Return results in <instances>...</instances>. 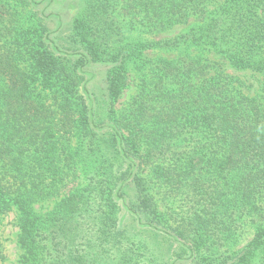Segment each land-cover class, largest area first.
<instances>
[{
    "label": "trees",
    "instance_id": "obj_1",
    "mask_svg": "<svg viewBox=\"0 0 264 264\" xmlns=\"http://www.w3.org/2000/svg\"><path fill=\"white\" fill-rule=\"evenodd\" d=\"M118 1L79 0L69 53L25 11L40 0H0V221L15 214L17 263L166 264L155 235L167 264H264V77L250 94L229 71L264 74V0H122L123 23ZM90 63L107 68L104 107ZM163 187L184 214L159 209ZM251 208L253 236L231 251Z\"/></svg>",
    "mask_w": 264,
    "mask_h": 264
},
{
    "label": "rangeland",
    "instance_id": "obj_2",
    "mask_svg": "<svg viewBox=\"0 0 264 264\" xmlns=\"http://www.w3.org/2000/svg\"><path fill=\"white\" fill-rule=\"evenodd\" d=\"M116 5V16L118 19L124 22L123 14V1L119 0ZM28 7V6H27ZM79 0H40L34 8L28 7L25 8V11L32 12L33 16L36 19V16L39 17L43 23L47 26L48 31L50 32L51 39L60 47V49H67L69 53H72L73 50H78L80 47L79 44L75 42L73 36V21L74 17L79 11ZM24 11V12H25ZM22 13L18 14V25L23 24L24 26L28 25L31 20L21 18ZM127 18V16H126ZM191 23L186 24H176L175 26L159 33L154 36L151 33L143 32L141 29H135L132 31V36L142 37L144 39H153L158 37H173L176 34L184 31ZM76 48H74V47ZM166 56L173 57L175 52H164V51H154L152 53H146L147 57L155 56ZM88 75L91 76L88 82V90L94 93L96 99H98V105L104 107L105 103H108L106 92V82L105 74L107 68L105 65L90 63L87 66ZM230 73L235 74L241 80L245 81L248 86V91L250 94L258 91V86L260 81L264 77V74L254 73L250 71H238L234 69H229ZM138 79L134 72H131L128 79V84L125 89L121 92L119 98L116 101V106L119 108L126 107L130 98L137 91L136 84ZM81 179V178H80ZM166 188H162V194H157L159 196L158 204L160 205V210L166 214H172V216L179 217L181 214H184V211L187 209V205L182 196H175L170 198H165ZM159 191V188H158ZM67 191L62 190L61 195L57 198L63 196ZM166 193V191H165ZM264 198V196H263ZM54 199L48 201L49 204L52 203ZM252 210L249 211L246 215L239 216L236 220V224L232 226V231L230 233L235 237V240L229 245L231 251H238L243 248L249 240H251L253 233L255 231V222L253 221ZM14 213L6 214L0 221V247L3 250L5 256V264H18L17 260L20 255V247L18 243V227L15 223ZM223 225V224H221ZM222 234V233H221ZM148 240L152 243L155 253L159 256V259L164 263H168V259L171 256L172 247L168 245L167 241H164L162 238H158L155 235L152 237L148 236ZM224 249V248H223Z\"/></svg>",
    "mask_w": 264,
    "mask_h": 264
}]
</instances>
